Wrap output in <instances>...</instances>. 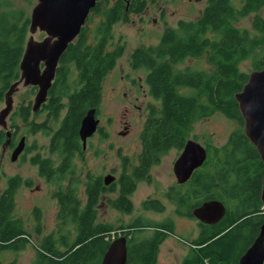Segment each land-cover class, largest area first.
<instances>
[{"label":"trees","instance_id":"16d2710c","mask_svg":"<svg viewBox=\"0 0 264 264\" xmlns=\"http://www.w3.org/2000/svg\"><path fill=\"white\" fill-rule=\"evenodd\" d=\"M154 1L99 0L78 37L61 56L48 100L34 111L29 97L13 112L14 127H21L17 123L20 119L27 132H41L50 138L49 149L52 155L59 156H44L39 150L30 161L38 167L40 176L58 185L53 194L62 207L60 217L72 215L76 230L74 238L62 234L59 241L54 234L45 236L35 264H102L113 240V227L97 220L96 205L105 189L102 181L85 182L87 203L82 206L81 184L75 176V160L86 153L80 128L91 108L99 113L104 80L125 53V43L121 38L117 41L116 24L130 22L132 14H142ZM9 5L6 0L0 1V7ZM263 9L264 0H243L241 7L232 0H206L196 19L180 20L177 28L165 29L157 45L139 47L131 55L134 69L147 71L146 83L158 102L149 105L142 132V163L135 167L142 170V175L151 172L171 149H183L198 120L221 113L238 123L222 147L208 144L209 158L200 170L203 173L199 184L205 199H219L228 209L227 217L210 228L214 233L202 239H212L202 253L206 256L216 251L224 264H237L263 220L262 215L254 212L264 210V163L257 147L245 134V120L236 99L250 77L241 64L250 61L253 71L264 69V16L260 14ZM251 14H255L252 29L237 24ZM29 29L30 18L23 10L10 6L0 11V104L20 77ZM187 59L197 62L181 66ZM100 131L104 138L108 137L104 130ZM7 140V130L0 129V147ZM38 147L35 143L26 149L31 152ZM57 160L61 161L58 165ZM71 175L76 185L62 186ZM134 175L125 167L120 180L122 195L116 203L125 213L133 209L130 195L141 181L133 178ZM33 183L30 178L11 176L8 187L0 195V264H16L5 262L2 254L25 249L31 239L25 219L14 211L19 189L32 187ZM155 205L161 207L157 201L146 202L147 208ZM35 212L39 223L35 231L40 234L42 211L37 208ZM153 224L135 220L128 233ZM163 237L157 233L151 239L137 242L134 235L129 240L127 264H153ZM198 262V257H190L186 264Z\"/></svg>","mask_w":264,"mask_h":264},{"label":"rangeland","instance_id":"374dc122","mask_svg":"<svg viewBox=\"0 0 264 264\" xmlns=\"http://www.w3.org/2000/svg\"><path fill=\"white\" fill-rule=\"evenodd\" d=\"M2 1V0H0ZM9 6L0 7V11L13 6L15 9L23 10L26 17H31L33 8L38 0H6ZM237 7H241L243 0H232ZM206 5V0H156L150 2L146 10L142 14H132L130 22H118L116 24L117 41L121 38L125 43L126 49L124 55L118 60L116 67L107 75L104 80L103 99L100 106L98 116L101 120V126L108 134L104 138L101 133H97L89 141L86 154L84 157H77L75 165L77 168L76 179L80 180V196L82 206L86 201L85 180L89 170L98 174H107L112 168L117 169L120 164L118 146H123V153L134 156L139 154L142 149L141 136L144 130L145 120L148 117V108L150 104L158 102L150 94L146 83L147 71L144 69H134L131 62L132 53L139 47H149L157 45L166 28H177L180 20L196 19ZM260 14L264 16V9ZM255 14L246 16L238 21V25L249 29L253 28ZM35 40H43L47 33L37 30L31 33L29 29L28 40L30 36ZM22 61V60H21ZM197 59H187L184 65H194ZM43 66V65H42ZM241 67L250 74L253 72L250 61H244ZM21 72V68H20ZM21 76V73H20ZM20 80V77L13 84ZM38 89L32 85L25 86L23 83L14 92V109L7 118L8 130L11 132L10 141L14 134V139L20 140L22 135L26 136L25 146L47 147L50 138L42 133L31 134L27 132L24 123L17 119V123L21 127H14L12 124L15 120L12 117L13 112L27 98H31L33 105ZM6 107L5 97L0 104V111ZM124 121H128L130 132L128 135L120 134L121 130H125ZM238 123L224 116L221 113L211 115L209 117L198 120L190 131V139H196L206 149L208 144H214L222 147L229 139L230 135L237 128ZM0 129L3 126L0 124ZM10 141L0 147V195L9 185L11 176L20 175L23 179H32L33 186H22L17 193V205L15 214L25 219L26 227L32 233L31 239L26 248L21 251H6L2 254V259L7 262H15L16 264H35L40 250L39 245L42 244L44 237L54 234L56 240H60L62 234L69 238L76 235L75 227L72 225V215L64 218L59 215V202L53 198V192L58 186L55 183L48 184L46 179L40 176L39 169L32 164L30 157L35 155L38 150L26 151L19 159H12L14 150L10 146ZM7 142V141H6ZM44 151V150H43ZM178 148L171 149L167 154L163 155L160 161L152 168L153 184L142 182L138 185L133 196L130 199L133 202V209L129 213H123L113 209L112 202H108L109 197L114 195H104L99 202L98 221L107 223L113 227L111 231L112 237L125 236L128 228L132 226L138 216H145L149 221L157 224L163 219L162 213L147 212L143 208V203L150 196H159L166 199L171 184L175 183V175L173 171L174 163L179 156ZM119 169V168H118ZM69 181V182H68ZM64 181L62 186H75V182ZM167 214L176 215L175 206L171 202L165 200ZM39 208L41 212V233L37 234L35 229L39 226L36 219L35 210ZM62 208V207H61ZM147 223V222H146ZM178 234L164 238L158 244L159 260L157 264H181L182 259L187 255L191 243L193 242L187 230H181L178 227ZM136 230H134L135 232ZM129 234V233H127ZM154 231L146 229L133 233L137 237V242H143L153 237ZM193 237L197 235V230L192 233ZM131 235V233H130ZM123 237V236H122ZM183 237V238H182Z\"/></svg>","mask_w":264,"mask_h":264},{"label":"water","instance_id":"95a60500","mask_svg":"<svg viewBox=\"0 0 264 264\" xmlns=\"http://www.w3.org/2000/svg\"><path fill=\"white\" fill-rule=\"evenodd\" d=\"M99 0H38L33 8L30 32L38 29L47 33L43 40H35L30 36L20 63V80L12 84L6 93V107L0 111V124L7 130L10 141L11 132L8 130L7 118L14 109V92L23 83L25 86H38L34 111H38L48 100L49 90L53 85L60 58L80 34L87 18ZM44 64V68L42 67ZM241 112L245 120V134L257 147L264 161V69L254 70L242 91L236 94ZM97 109L91 108L82 121L80 136L84 149L87 148L88 138L97 130L100 120ZM26 138L23 137L15 149L12 159L16 161L24 150ZM208 155L207 149L195 140H188L183 152L175 163V170L181 182L188 180L194 169L201 166ZM264 203V179L262 188ZM219 211L220 216L226 212V206L219 200L206 202L198 209L201 214L208 215ZM201 213V214H200ZM203 219V217H202ZM127 237L123 236L113 241L106 251L102 264H127ZM264 263V226L254 245L241 258L240 264Z\"/></svg>","mask_w":264,"mask_h":264},{"label":"flooded vegetation","instance_id":"af4514ba","mask_svg":"<svg viewBox=\"0 0 264 264\" xmlns=\"http://www.w3.org/2000/svg\"><path fill=\"white\" fill-rule=\"evenodd\" d=\"M42 65H43L42 67L44 68V64H42ZM34 87L39 89L38 86H34ZM96 115H97V118L100 120V118L98 116V112ZM146 121H147V118L145 120V124H146ZM124 128H125V130H121L120 134L128 135L130 132V128H131L128 121H124ZM144 128H145V125H144ZM100 130H104L103 127L101 126V120L99 122L98 130L91 137L88 138L87 148H86V153H85L86 154L85 159L87 158V149H88L89 141H91V139L93 138L94 135H96L97 133H101ZM23 137H24V135H22V138ZM22 138H20V140L17 141V139H14V134H13V137L11 138L12 140L10 141L9 144H10V146L13 147L14 151L17 148V146L19 145ZM189 140L197 141L196 139H190V138H189ZM49 145H50V142L47 145V147L45 146V147L41 148L39 146L37 150L38 151L40 150L44 156H49V155L55 156V157L59 156L57 153H54V155H52V151L49 149ZM141 145H142V149L139 152V154H135L132 157L122 152L123 146H118L117 152H118L119 157H120L119 160L121 161L119 164V167H118L119 169L118 168L117 169L112 168L107 174H102V173L98 174V173L93 172L92 170H89L85 182L100 180L103 182L104 188H105L104 190H102L101 195L99 197L98 204L96 205L97 209H98V214H99V202H101L102 197L104 195H107V194L115 196L113 198L112 197L108 198L109 204H110V202H112L113 209L123 212L121 210V208L118 207L116 201L118 202L121 199L123 185H122L120 180L122 178L123 172L125 171V167L127 168L128 173H135L133 178H141V181L137 182V184L135 186V190L132 193V196H133V194H135V191L138 188V185L140 183H142V182H146L147 184H153L154 183V179L152 177V169H151V172H149L145 175L141 174L142 170L140 168L135 170V167L136 168L140 167V165L142 163V157H141L142 150H143L142 136H141ZM183 149H184V147H183ZM183 149H180V153H179V156L177 157L176 161L178 160L181 153L183 152ZM26 151H27V149L25 146L24 150L21 152L19 157L23 153H25ZM207 152H208V150H207ZM19 157H18V159H19ZM208 158H209V152H208L207 158L204 161V163L201 166L194 169L191 176L188 178V180H186L184 182H181L179 177H178V174L175 170V163H176V161H175L174 166H173V171H174V175H175V183L171 184L168 192H166V196H165L166 199H163L159 196H150L151 198L146 199L143 203V208L145 209V211H147V212L153 211V212H156L157 214L162 213L163 219L161 220V223L160 222L157 224L154 223L153 225L146 226L143 229V230H146V229L153 230L154 231L153 237L157 233L160 234V237L164 236L160 242H162L164 238L166 239L167 237H170L171 235L178 234L177 226L178 227L182 226L181 230L182 231H183V229L187 230V233L191 236L193 242L191 243V247L189 248L187 255L182 259L181 264H186V262L188 261V259L190 257H198L199 258L198 264H224L223 260H221V258H220V253H218L216 251H212L206 256H204V253H202V249L205 248L207 246V244H209L210 240H212V239H210L209 241H206V240L202 241V239L204 238V236L207 237L210 233H214V232L210 231V228H212L213 226H215L217 224H220L222 222V220L227 217V214H228L227 206L224 204L226 206V212L222 216H220L219 211L216 210V211H213L211 213H208V215H204V214L200 213L201 216L203 217V219H202V217H199L198 209L201 208V206H203L206 202L219 200V199L206 200L205 196L201 193L203 189L199 183H201V180H202L201 176H202L203 171H200V170L202 168H204L205 163L208 161ZM57 162H58L57 165L61 163L60 160H57ZM263 163H264V161H263ZM137 173H139L138 176H137ZM43 178H45V177H43ZM71 179H72V175L70 176L69 180L71 181ZM263 179H264V175H263ZM46 181L48 184H51L48 182L47 179H46ZM52 196L55 200L57 199V202H59V212L58 213L60 215V212H61L60 201L57 197H54V194ZM88 199L89 198L87 197V200ZM165 200L171 202V205L173 204L175 206L176 215L173 216L170 213L167 214L168 205L166 204ZM148 201L149 202H156L157 201L161 204V207L156 208V205H155V207L147 208L146 202H148ZM219 201H221V200H219ZM263 207H264V205H263ZM261 210L262 211L254 212V214L256 213V214L262 215L263 220L261 221L260 225L258 226V231L252 236V238H251L252 240H251L250 245L246 248V251L244 252V254L238 258L237 264H240L241 258L254 245L255 241L258 239V237L261 234L262 228L264 226V210L263 209H261ZM123 213H125V212H123ZM98 214H97V217H98ZM139 219H141L143 222H151V221H149V219L147 217H145L143 215L138 216L135 220H139ZM151 223H153V222H151ZM135 229L136 228H133L132 232H134ZM194 230H197V235L195 237L192 236L193 235L192 233ZM127 233H128V231H126L125 236L127 237L128 259H129V240H131L134 235H133V233H131V235L127 234ZM178 235H179L178 237L181 238L180 234H178ZM122 236H124V235L122 234ZM118 238H120V237H113V240H111V241L113 242V241L117 240ZM201 241H202V243H201ZM199 254H201V255H199ZM158 260H159V254L157 252V254L154 258L153 264H157ZM127 263H128V261H127Z\"/></svg>","mask_w":264,"mask_h":264}]
</instances>
